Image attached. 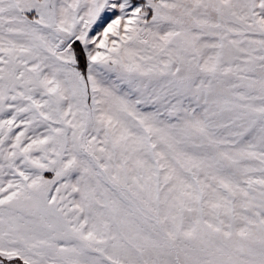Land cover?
<instances>
[{
  "label": "snow or ice",
  "instance_id": "snow-or-ice-1",
  "mask_svg": "<svg viewBox=\"0 0 264 264\" xmlns=\"http://www.w3.org/2000/svg\"><path fill=\"white\" fill-rule=\"evenodd\" d=\"M0 264H264V0H0Z\"/></svg>",
  "mask_w": 264,
  "mask_h": 264
}]
</instances>
